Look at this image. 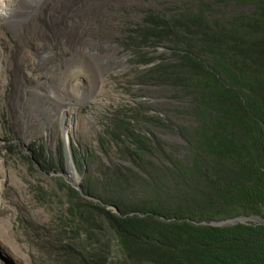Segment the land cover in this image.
<instances>
[{
  "label": "trees",
  "instance_id": "16d2710c",
  "mask_svg": "<svg viewBox=\"0 0 264 264\" xmlns=\"http://www.w3.org/2000/svg\"><path fill=\"white\" fill-rule=\"evenodd\" d=\"M132 33L135 80L162 89L173 120L110 114L99 137L109 165L88 173L73 148L84 196L61 179L33 187L40 206L65 196L43 226L52 242L35 245L51 264H264V0H189ZM175 124L183 145L156 133ZM59 149L49 169H65ZM240 218L262 223L210 225Z\"/></svg>",
  "mask_w": 264,
  "mask_h": 264
},
{
  "label": "rangeland",
  "instance_id": "374dc122",
  "mask_svg": "<svg viewBox=\"0 0 264 264\" xmlns=\"http://www.w3.org/2000/svg\"><path fill=\"white\" fill-rule=\"evenodd\" d=\"M46 1L38 7L24 0H0L12 14L25 13L17 23L0 15V264H51L35 243L52 242V232L43 226L51 223V211L59 209L55 205L63 204L64 192L56 191L57 202L51 206H40L32 189H55L59 179L78 188L67 177L71 152L80 176L72 147L87 160L88 173L109 165L99 137L110 114L130 107L173 120L162 89L137 84L124 44L147 13L189 0ZM166 53L162 46L154 55ZM175 131L156 133L171 145H183L177 124ZM62 138L65 169H49L59 161ZM236 223L240 221L223 226Z\"/></svg>",
  "mask_w": 264,
  "mask_h": 264
},
{
  "label": "bare ground",
  "instance_id": "6f19581e",
  "mask_svg": "<svg viewBox=\"0 0 264 264\" xmlns=\"http://www.w3.org/2000/svg\"><path fill=\"white\" fill-rule=\"evenodd\" d=\"M26 1V3L28 4H31V5H34V4H37V6L39 7L40 4H43L44 1L46 0H24ZM7 2V1H6ZM12 2V1H11ZM48 2V1H46ZM7 4V3H6ZM4 5L3 3L0 4V10L3 9L2 11H0V15H2L6 20H9L11 23H17L21 17L23 15H25V13H23V11H19V13H14L12 14L10 11H7V7L4 8ZM47 5V4H46ZM7 6V5H6ZM36 6V5H35ZM11 7V6H10ZM13 7V6H12ZM43 7V6H42ZM46 8V6H45ZM10 10V8H8ZM17 10V9H16ZM27 15V14H26ZM28 18V17H27ZM42 59V58H41ZM42 62V61H41ZM47 62V61H46ZM39 66V65H38ZM68 153H69V147H68ZM68 158H69V161H68V173H67V177L70 178V182L74 185V186H78L81 179L80 177L78 176L74 166H73V163L71 161V158H70V155H68ZM241 221L245 222L246 219H241ZM1 241V240H0ZM1 243V242H0ZM2 244V243H1ZM4 246V245H3Z\"/></svg>",
  "mask_w": 264,
  "mask_h": 264
},
{
  "label": "clouds",
  "instance_id": "9594fccd",
  "mask_svg": "<svg viewBox=\"0 0 264 264\" xmlns=\"http://www.w3.org/2000/svg\"><path fill=\"white\" fill-rule=\"evenodd\" d=\"M66 137H67V141H68V145H69V139H68V136L66 135ZM64 141H65L64 138H62V139H61L62 144L65 143ZM73 148H74V147H72V150H73ZM64 149H65V146H64V148H63V151H65ZM73 151H74V150H73ZM71 154H72V152L70 153V155H71ZM67 155H68V154H67ZM64 156H65V155H64ZM65 161H66V159H65ZM72 162H73V158H72ZM78 173H79V172H78ZM79 175H80V174H79ZM80 176H81V177H80ZM80 176H79L80 179H81L80 183L82 184L83 181H84V178H83V175H80ZM80 183H79V185L81 186ZM79 185H78V188H74V189L78 190V191L81 193V190H80V186H79ZM81 195L84 196L82 193H81ZM87 198H89V199H91V200L97 202V200H95V199H93V198H91V197H87ZM110 209L113 210V211H115V212H117V210H116L115 208H113V207H110ZM241 219H243V218L236 219V220L241 221ZM247 219H249V218H247ZM236 220H230L229 222H231V221H236ZM225 222H227V221H225ZM225 222H221V223H225ZM212 224H219V223H212ZM212 224H210V225H212ZM232 225H233V224H232ZM212 226H213V225H212Z\"/></svg>",
  "mask_w": 264,
  "mask_h": 264
},
{
  "label": "water",
  "instance_id": "95a60500",
  "mask_svg": "<svg viewBox=\"0 0 264 264\" xmlns=\"http://www.w3.org/2000/svg\"><path fill=\"white\" fill-rule=\"evenodd\" d=\"M240 223H242V224H247V223H245V222H242V221H240ZM213 226H223L224 225V223H219V224H212Z\"/></svg>",
  "mask_w": 264,
  "mask_h": 264
}]
</instances>
